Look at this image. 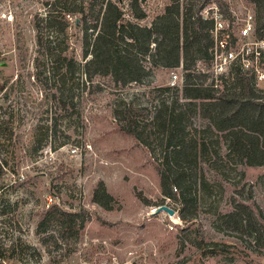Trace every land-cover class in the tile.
Masks as SVG:
<instances>
[{
	"label": "rangeland",
	"instance_id": "rangeland-1",
	"mask_svg": "<svg viewBox=\"0 0 264 264\" xmlns=\"http://www.w3.org/2000/svg\"><path fill=\"white\" fill-rule=\"evenodd\" d=\"M44 1L48 0H0V252L6 264H264V241L239 233L226 218L242 203L264 225V166L241 164L223 151L221 160L202 164L203 175L215 176L219 186L210 196L198 192L197 210L192 219L182 221L176 202L162 195L154 160L119 131L111 109L120 99L148 103L158 94L156 89L168 87L172 73L181 79V90L184 71L152 68L141 83L124 88L108 78H94L86 91L79 83L73 90L74 107L68 109L72 117L64 118L44 78L33 31V18L43 12ZM178 2L180 13L194 18L212 3L226 16L228 10L255 14L249 0ZM171 4L141 1L145 17L136 22L150 27ZM123 6L128 8V0ZM74 23L70 21L67 54L81 61V34ZM20 51L25 61H20ZM196 56L197 67L205 72V77L196 78L198 83L220 79L208 73L202 53ZM221 78L232 86L228 75ZM261 86L258 90H264ZM194 122L201 123L199 118ZM53 124L55 136L49 133L47 145L31 150L35 131ZM100 185L109 198L98 195L94 201ZM51 205L76 214V231L65 235L51 218L39 226ZM160 206L175 215H151ZM174 219L177 224L171 222ZM199 242L208 249L210 244L232 249L202 255Z\"/></svg>",
	"mask_w": 264,
	"mask_h": 264
},
{
	"label": "trees",
	"instance_id": "trees-1",
	"mask_svg": "<svg viewBox=\"0 0 264 264\" xmlns=\"http://www.w3.org/2000/svg\"><path fill=\"white\" fill-rule=\"evenodd\" d=\"M141 1L128 0L127 9L123 0L44 1L43 12L32 21L37 52L45 66L44 78L51 83L53 98L66 119L72 117L68 109L74 107L73 90L79 83L86 91L94 78H108L124 88L141 83L152 68L181 67L185 73L181 90L158 88V94L146 104L120 99L111 112L119 131L148 151L162 195L176 202L180 219L187 222L197 210V193L210 196L219 186L215 176L203 175L202 164L221 160L223 151L225 157L241 164L264 166V90H258L253 78L239 68L228 75L230 87L221 76L208 84L198 83L196 78L205 77V72L197 67L196 55L202 53L208 67L212 57L208 23L200 15L181 14L178 0H171L150 27H142L136 22L145 17ZM249 1L255 6V35L263 38L264 0ZM71 20L72 24L77 21L73 26L81 34V61L67 54ZM19 53L20 61H25L23 51ZM195 118L200 119L199 125ZM41 129L33 135V151L47 145L49 133L55 136L56 124ZM1 167L0 160V176ZM98 195L106 196L102 185L94 191V201ZM237 207L226 215L228 223L239 233L264 241V225L254 211L242 203ZM48 218L59 222L65 235L76 231V214L51 205L39 226ZM210 245L213 247L208 249L199 242L197 249L209 256L232 249L224 244ZM0 264H6L1 252Z\"/></svg>",
	"mask_w": 264,
	"mask_h": 264
},
{
	"label": "built area",
	"instance_id": "built-area-1",
	"mask_svg": "<svg viewBox=\"0 0 264 264\" xmlns=\"http://www.w3.org/2000/svg\"><path fill=\"white\" fill-rule=\"evenodd\" d=\"M199 15L208 23L213 44L208 73L214 77L229 75L239 68L246 76L253 78L257 88L264 85V37L255 35V21L252 12L243 15L228 10L224 15L220 6L212 3L203 8ZM181 79L172 73L168 87H178ZM263 89V88H262ZM173 224L178 222L174 219Z\"/></svg>",
	"mask_w": 264,
	"mask_h": 264
},
{
	"label": "water",
	"instance_id": "water-1",
	"mask_svg": "<svg viewBox=\"0 0 264 264\" xmlns=\"http://www.w3.org/2000/svg\"><path fill=\"white\" fill-rule=\"evenodd\" d=\"M160 212H164L166 213L168 216H174L175 215V211L166 207V206H160L155 208L152 212L151 215H157Z\"/></svg>",
	"mask_w": 264,
	"mask_h": 264
}]
</instances>
